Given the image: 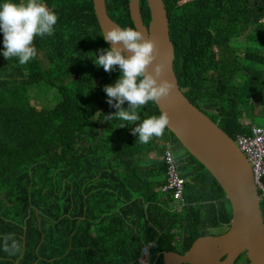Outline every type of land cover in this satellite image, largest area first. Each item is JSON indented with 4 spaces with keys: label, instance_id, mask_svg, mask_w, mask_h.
<instances>
[{
    "label": "trees",
    "instance_id": "1",
    "mask_svg": "<svg viewBox=\"0 0 264 264\" xmlns=\"http://www.w3.org/2000/svg\"><path fill=\"white\" fill-rule=\"evenodd\" d=\"M40 2L58 20L52 35L34 38L37 54L28 63L3 56L0 31V258L12 254L14 263L7 264H142L147 255L148 264H164L166 253L192 249L209 226L230 225L226 191L193 156L173 162L186 186L182 202L173 199L176 189H165L168 152L177 150L158 143L168 128L148 144L133 135L139 122L159 116L156 103L138 108L140 119L131 125L104 118L117 111L104 87L121 70L106 72L93 62L94 53L111 48L95 1ZM164 2L183 94L199 108L213 105L216 123L233 139L250 135V120L264 114V0ZM129 3L107 0V9L119 26L135 28ZM141 10L148 27L146 0ZM49 97L57 101L53 108ZM262 184L264 218V176ZM25 233L30 238L23 240Z\"/></svg>",
    "mask_w": 264,
    "mask_h": 264
},
{
    "label": "water",
    "instance_id": "2",
    "mask_svg": "<svg viewBox=\"0 0 264 264\" xmlns=\"http://www.w3.org/2000/svg\"><path fill=\"white\" fill-rule=\"evenodd\" d=\"M94 1L104 34L119 26L109 14L107 0ZM146 1L151 14L148 27L143 18L141 0H130L129 6L135 29L140 30L146 39L155 40L159 49L149 71H153L157 63L163 64L164 73L159 79H167L174 86L168 97L157 102L160 113H168V128L217 179L233 207L228 232L219 237L207 235L183 254L166 253L164 264H236L244 250L249 252V256L245 257L250 264H264L262 196L254 183L250 163L238 149L236 141L183 94L174 70V44L170 39L166 4L164 0ZM106 42L111 48L114 46ZM118 46L122 47V42ZM123 54L131 55L127 51ZM205 110H211V107H205Z\"/></svg>",
    "mask_w": 264,
    "mask_h": 264
},
{
    "label": "clouds",
    "instance_id": "3",
    "mask_svg": "<svg viewBox=\"0 0 264 264\" xmlns=\"http://www.w3.org/2000/svg\"><path fill=\"white\" fill-rule=\"evenodd\" d=\"M57 20L58 17L55 12L50 10L40 0H20V2H16V0H4L3 3H0V31L4 35L3 56L9 60L17 58L21 65L28 63L37 54V50L33 44L34 38L52 35ZM103 39L111 42L114 46L109 49H101L98 57L94 53V64L97 67L102 66L106 72H111L114 70V66L117 65L121 70V75L116 82L104 87L108 98L107 103L117 109L114 114L106 115L104 118L110 120L115 117L127 122L120 126L124 127L139 121L138 108L146 105L148 102L157 104V102L170 95L174 86L167 79H159L164 73L165 66L163 64L157 63L153 71H149V67L157 58L159 49L155 40L146 39L140 30L133 27L120 28L117 26L109 29L103 35ZM121 42L122 47L118 46ZM125 51L131 53V55L125 56L123 54ZM125 101L128 102L127 109L121 107ZM205 107H211V110H205ZM197 108L205 114L206 112L209 113L206 115L210 119L215 114L213 105H204L201 108ZM169 123L170 116L168 113L161 112L159 116H151L139 122L138 126L133 129V135L138 133L137 140L142 144H148L153 137L162 136L165 129L168 128ZM174 140L182 144L179 137L174 135V133L172 139L165 143L169 148L177 149L174 153H171L169 150L173 162H177L178 157L187 155L185 152H181L178 143ZM234 140L237 143V138ZM178 151L180 152V156L176 155ZM186 151L188 153L187 157H189L191 154L188 150ZM167 164L169 165L168 159ZM208 172L207 174L209 175L211 172L209 170ZM174 192L173 199L180 204L182 198L185 196L186 186L183 188L182 198L174 197ZM227 227L230 228V225H227ZM28 238H30L29 235L25 233L23 240ZM12 248L16 249L17 245L13 243ZM5 250L8 251V248L6 247ZM26 258L31 260L32 263L40 262L39 256L28 252H26ZM243 260L244 264H250L248 258L243 255L239 257L236 264L239 261L242 264ZM142 264H148L147 255L142 260Z\"/></svg>",
    "mask_w": 264,
    "mask_h": 264
},
{
    "label": "built area",
    "instance_id": "4",
    "mask_svg": "<svg viewBox=\"0 0 264 264\" xmlns=\"http://www.w3.org/2000/svg\"><path fill=\"white\" fill-rule=\"evenodd\" d=\"M237 146L242 154L250 163L255 185L260 190L263 189L264 176V128L252 127L250 135H238ZM169 172H168V188L176 189L174 197L182 198L184 183L180 178V174L173 165L172 155L168 152Z\"/></svg>",
    "mask_w": 264,
    "mask_h": 264
},
{
    "label": "rangeland",
    "instance_id": "5",
    "mask_svg": "<svg viewBox=\"0 0 264 264\" xmlns=\"http://www.w3.org/2000/svg\"><path fill=\"white\" fill-rule=\"evenodd\" d=\"M184 2H186V1H183L182 3H184ZM122 26V25H121ZM124 27V26H123ZM125 28V27H124ZM240 30V31H239ZM239 30H235V29H233V28H231V31L232 32H234V31H239L240 33H241V27H240V29ZM179 63H178V68H179V66H180V60L178 61ZM258 81L256 80V83H257ZM56 104H57V101H52L51 100V97H49V101H48V103H47V105L50 107V108H53V107H55L56 106ZM211 118L215 121V122H218V121H216V120H218V119H216V116H211ZM251 122L250 123H252V125H255V126H258V127H264V114H262L261 115V113H259V112H256V115H254L253 116V118L250 120ZM169 130V129H168ZM117 134H120L119 132H116V133H114V134H112V136H114V137H119V135H117ZM121 137L123 138V139H127L128 138V135L126 134V133H123L122 135H121ZM172 137H173V133L169 130V133H168V131H166L165 132V134L163 135V137H161L160 139H159V141H158V143H163V142H166V141H169V140H171L172 139ZM119 139V138H118ZM174 141H176L177 143H178V145H179V149H181V152H185V154L188 156V153H187V151L183 148V146H182V144H180L177 140H174ZM176 155L177 156H180V152L178 151L177 153H176ZM150 156L152 157V158H154V155L153 154H150ZM205 167V166H204ZM172 205H174V208H177L178 207V205H177V203L176 202H173L172 203ZM231 205H232V203H231ZM232 209H233V207H232ZM218 224H219V222H218ZM221 226H219V227H212V228H210L211 226H209L208 227V229H210L209 230V235H214V237H219V235H222V234H225L226 232H228V230L230 229V228H228L227 226H224V225H222V224H220ZM7 247V246H6ZM8 248V247H7ZM9 249V248H8ZM9 251H10V249H9ZM11 252V251H10ZM242 254L243 255H247V256H249V252L247 251V250H244L243 252H242ZM4 258H7V261L8 262H10V263H14L13 261V258H14V256L11 254H8L7 256H2L1 258H0V260H4ZM245 262H244V260L242 261V264H244Z\"/></svg>",
    "mask_w": 264,
    "mask_h": 264
},
{
    "label": "crops",
    "instance_id": "6",
    "mask_svg": "<svg viewBox=\"0 0 264 264\" xmlns=\"http://www.w3.org/2000/svg\"><path fill=\"white\" fill-rule=\"evenodd\" d=\"M8 261L7 260H0V264H7Z\"/></svg>",
    "mask_w": 264,
    "mask_h": 264
},
{
    "label": "flooded vegetation",
    "instance_id": "7",
    "mask_svg": "<svg viewBox=\"0 0 264 264\" xmlns=\"http://www.w3.org/2000/svg\"><path fill=\"white\" fill-rule=\"evenodd\" d=\"M206 237H207V235H206Z\"/></svg>",
    "mask_w": 264,
    "mask_h": 264
},
{
    "label": "bare ground",
    "instance_id": "8",
    "mask_svg": "<svg viewBox=\"0 0 264 264\" xmlns=\"http://www.w3.org/2000/svg\"><path fill=\"white\" fill-rule=\"evenodd\" d=\"M44 232V231H43Z\"/></svg>",
    "mask_w": 264,
    "mask_h": 264
}]
</instances>
